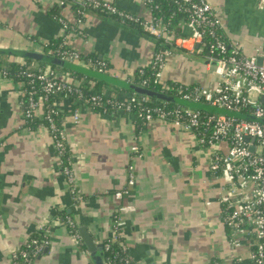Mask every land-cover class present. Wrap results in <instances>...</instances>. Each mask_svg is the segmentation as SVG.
<instances>
[{
    "label": "crops",
    "instance_id": "0c3cea01",
    "mask_svg": "<svg viewBox=\"0 0 264 264\" xmlns=\"http://www.w3.org/2000/svg\"><path fill=\"white\" fill-rule=\"evenodd\" d=\"M62 1L0 0V47L50 53L48 46L60 39L66 48L107 62L105 73L137 84V70L152 61L157 39L97 10L87 9L77 23L78 0ZM108 1L132 14L149 15L144 0ZM210 1L221 17L224 36L243 44L247 52L264 50L260 0ZM59 4L61 17L71 24L68 29L51 14ZM171 51L175 53L166 72V89L171 78L197 86L212 79L206 71L213 67L208 57ZM192 55H200L207 68ZM13 62L26 64L22 57L0 54V264H13L12 254L45 228L50 244L33 264H94L88 247L75 242L64 215L71 214L79 228L86 227L97 244L105 242L112 236L113 213L119 204L114 194L125 188L123 201L135 210L126 214L123 240L137 264H235L237 256L244 258L242 264H255L248 258L246 236L239 249L230 243L222 221L225 184L211 169L212 155L201 147L194 131L158 118L146 122L134 113L75 108L72 99L54 96L82 196L76 200L49 127L43 122L26 125L23 84L3 72ZM75 63L92 69L86 59ZM28 65L42 68L37 62ZM58 72L64 79L85 83L70 72ZM106 83L101 92L122 99L134 93ZM75 109L80 112L77 123ZM134 146H139V153L132 150ZM131 173L135 184L127 186Z\"/></svg>",
    "mask_w": 264,
    "mask_h": 264
},
{
    "label": "built area",
    "instance_id": "2783aa9c",
    "mask_svg": "<svg viewBox=\"0 0 264 264\" xmlns=\"http://www.w3.org/2000/svg\"><path fill=\"white\" fill-rule=\"evenodd\" d=\"M159 1L144 0L151 16L147 20L119 8L108 0H78L76 2L81 8V17L76 20L77 23L82 22L87 9L97 10L122 23L139 26L160 40L165 47L156 51L153 56L157 67L155 83L162 82L163 69L167 56L172 53L171 48L205 55L211 64L215 65L214 73L219 79L217 86H197L183 95L175 96L249 115L252 116L251 119L216 113L204 115L202 111L186 106L169 110L163 106H148L145 104L147 97L136 95L125 99L104 92L86 95L82 88L50 69L31 68L23 69L20 73L27 78L28 83L27 89H23L21 95L27 96L26 102L21 99L24 105V119L27 122L40 116L44 117L55 141L62 171L76 200H81L82 196L77 192L76 176L71 167L70 156L67 155L65 129L60 128L56 122V115L60 110L57 105L46 103L52 97L72 99V96H75L81 99L80 105L102 113H131L135 108H139L138 117L146 122L158 118L170 121L174 126L186 131H194L201 147L207 151L212 150L210 167L225 184L226 193L221 198L222 221L229 229L231 245L234 248L242 246L241 238L246 236L250 240L249 259L255 264H264V122L261 121L264 120V50L258 49L256 55L245 56L240 44L232 42L220 32L221 20L208 0H169L185 14V17L181 18L182 27L189 32L186 35L175 34L169 30L163 18L154 14ZM263 6L264 0H260V7ZM59 21L65 28L68 27L65 19L60 17ZM50 54L74 63H80L83 59L79 51L63 45L51 47ZM87 61L89 67L94 70L106 72L108 68L105 61H92L90 58ZM147 82L148 80L142 85L145 86ZM175 89L184 91L182 85L176 86ZM73 117L76 123L79 122V109H75ZM220 142L228 144L227 153L219 148L213 149ZM252 145L255 146L254 151L251 150ZM132 150L140 152L139 146H134ZM133 184L135 175L131 173L127 186ZM127 192L128 189L125 188L114 194L119 204L113 213L112 236L105 243V250L109 252L107 258H103L105 264H137L123 240V230L127 224L126 214L135 210L133 205L123 201ZM67 221L75 242L82 244L83 239L76 222L72 217H68ZM38 235L39 237H30L23 248L12 254L13 264H33L45 251L50 244L49 229H43ZM114 244H119V250H114ZM235 261L242 264L244 258L237 256Z\"/></svg>",
    "mask_w": 264,
    "mask_h": 264
},
{
    "label": "trees",
    "instance_id": "16d2710c",
    "mask_svg": "<svg viewBox=\"0 0 264 264\" xmlns=\"http://www.w3.org/2000/svg\"><path fill=\"white\" fill-rule=\"evenodd\" d=\"M64 1V0H63ZM60 6L61 4H59L58 8L56 9V11H51V14L56 17L58 20L59 18L61 17L60 15ZM80 6L77 4V2H75V5H74V13H75V16L76 18H80L81 17V14L79 13L80 11ZM154 14L158 17H161L163 18V20L165 21L167 27L169 28L170 31L174 32L175 34H188V30H186L185 28L182 27L181 25V18L185 17V14L183 12H180L177 8L176 5L173 4V2L169 1V0H160L158 2V8L155 9L154 11ZM68 22V21H67ZM63 25V23H61ZM71 26V24L68 22V27H66L67 29ZM222 34H223V31L221 30L220 31ZM224 35V34H223ZM63 41H61L60 39L59 40H56V41H53V43L50 44V46H48L49 48H47V51H49V49L52 47V48H56V46H60V45H63V43H61ZM61 43V44H60ZM65 47V46H64ZM165 46L162 45V42L160 40H157V49L156 51L160 50V49H163ZM83 56V55H82ZM92 59L93 60H96L95 58L93 57H90V56H83V59H86V60H89ZM25 60V63L26 64H21V63H11L9 64L4 70V74L8 77H11L12 79L16 80V81H19V82H22L23 84V89H27L28 87V83H27V78L23 77L20 75L21 71L23 69H26V68H31V69H44L46 66L49 67L50 70H52L55 74H58L59 70H63L64 72H70L74 77H79V78H84L85 79V83H80L79 81L77 83L71 81L73 84H75L76 86H79L80 88H82L85 92L86 95H91V94H97V93H102L100 88L102 86H104L105 84H107L106 82L104 81H100V80H97L95 78H92V77H89V76H86L82 73H79V72H74V71H70V70H66L64 68H61L53 63H46V62H42V61H38V60H33V59H24ZM31 62H37L39 65L42 66L41 67H38V68H34L28 64H30ZM156 71H157V67H156V64H155V61L152 59V61L150 62L149 65L145 66V67H141L140 69L137 70V75L136 77L134 78V82L139 84V85H142L143 82H145L146 80H148L147 84L145 85V87L151 89V90H154V91H157V92H165V93H170V94H173V95H183L186 91L188 90H193L195 87H197L196 84H193V85H182L180 83H173L171 82L170 83V88L169 89H166L163 85V82H158V83H155L154 82V77H155V74H156ZM94 82L95 85L93 86V88H91L90 84ZM179 85H182L183 88H184V91L183 92H179L175 89L176 86H179ZM174 87V89L172 90L171 88ZM22 89V90H23ZM132 95H136L138 97H147L148 98V101L145 103L146 105L148 106H163L165 107L166 109H175L177 107H180V106H184V105H179L177 104L176 102L174 101H170V102H166V101H163L159 98H157L156 96H149L147 94H137V93H132ZM39 96V94L37 95ZM22 100H24L25 102L27 101V96L24 97L22 96L21 98ZM72 100L74 102V107H78L82 102H81V99H78L76 98L75 96H72ZM47 104H51V105H55L54 101H53V97L51 99H49L47 102ZM204 103V102H202ZM206 104V103H205ZM207 105V104H206ZM200 111L203 112V114H213L212 111H209L207 108H196ZM99 111V110H98ZM60 113L56 115V122H57V125L62 128V121H61V118H60ZM131 113H134L137 115L138 117V114H139V108H135ZM139 118V117H138ZM40 122H43L44 124L47 125V122L45 121L44 117L43 118H35L34 120H31V121H27L26 122V125H28L29 127H35L37 126ZM48 126V125H47ZM68 155V154H67ZM69 156V155H68ZM65 217V221H67L68 217H72L71 214H65L64 215ZM77 226V229L79 230V227L78 225L76 224ZM69 229L71 228L69 225H68ZM34 237L35 236H38V234H34L33 235ZM105 242H102V256L103 258L105 257V259L107 258V254H109L108 251L105 250ZM82 245L86 246L84 241L82 240ZM25 246V245H24ZM23 246V247H24ZM22 247V248H23ZM113 248L114 250H119V244H114L113 245ZM44 252V251H43ZM217 263H220V262H217ZM215 264V263H214ZM237 264V263H235Z\"/></svg>",
    "mask_w": 264,
    "mask_h": 264
},
{
    "label": "water",
    "instance_id": "95a60500",
    "mask_svg": "<svg viewBox=\"0 0 264 264\" xmlns=\"http://www.w3.org/2000/svg\"><path fill=\"white\" fill-rule=\"evenodd\" d=\"M0 54H6V55H15L26 59H33L38 60L46 63H53L57 66H60L62 68H66L68 70H72L74 72L82 73L86 76L96 78L98 80H103L112 84H115L117 86L132 89L137 94H147L149 96H156L157 98L170 102L174 101L179 105H184L186 107L191 108H207L209 111H212L216 114L221 115H230V116H236V117H246L248 119H251L252 116L245 115L242 113L234 112L225 108H219L215 106L206 105L202 102H194L187 99H184L179 96H175L170 93L165 92H157L154 90H151L143 85L129 83L125 80H122L118 77L112 76L110 74H107L105 72H100L98 70L89 69L88 67L70 62L68 60L62 59L58 56L52 55L50 53H44L39 51H32V50H22V49H15V48H6V47H0ZM260 62L262 59L259 60ZM264 122V120H261ZM254 140V139H253ZM251 150H255V146H251ZM79 232L81 234V237L83 241L85 242L86 246L90 250L92 254V260L94 264H105L102 256V244H97L91 234L89 233L88 229L86 227H80Z\"/></svg>",
    "mask_w": 264,
    "mask_h": 264
},
{
    "label": "rangeland",
    "instance_id": "374dc122",
    "mask_svg": "<svg viewBox=\"0 0 264 264\" xmlns=\"http://www.w3.org/2000/svg\"><path fill=\"white\" fill-rule=\"evenodd\" d=\"M210 3H211V5L213 6V8L215 9L216 7L213 5V3L210 1V0H208ZM217 9V8H216ZM215 9V11H216V13H217V16H218V18L221 20V17H220V15H219V13L217 12V10ZM145 19H147V20H149L150 18H151V16H150V14L149 15H147V16H145L144 17ZM222 22V21H221ZM241 47H244L243 46V44H241L240 45ZM244 50H243V52H244V55L245 56H252V55H256L257 54V51L254 49L252 52H247L246 50H245V48H243ZM179 51L181 52H183V54H186L187 52L186 51H184V50H182V49H179ZM175 52H173V54H174ZM173 54H171V55H169V56H167V58H166V63H165V67H164V69H163V77H162V82H163V85L164 86H166V79H169V78H167V76H166V72H167V70L169 69V65H170V63H171V60H172V58H173ZM185 56H187V55H185ZM192 57L196 60V61H198L204 68L206 67L207 68V64L205 63V61L203 60V58H201V56L200 55H192ZM25 58H23V60H24ZM214 69H215V65H213V67L211 68V70L210 69H207L206 71L207 72H209L210 74H211V77H212V79L210 80V81H207V82H201V86H203V87H208V88H215L216 86H217V82H218V77H217V75L214 73ZM67 80H69L70 81V79L69 78H67ZM171 81L173 82V83H180V84H182V85H191V84H193V83H190V82H188V81H182V80H178V79H176V78H171ZM215 148H219V149H221L223 152H225V153H227L228 152V144L226 143V142H220V143H218L213 149H215ZM208 153V155L209 154H211L212 153V150L211 151H208L207 152ZM224 193H226V191L224 192ZM232 248V247H231ZM236 249H239V248H236ZM249 254H250V252H249ZM248 258H249V255H248ZM230 264V263H229ZM232 264V263H231Z\"/></svg>",
    "mask_w": 264,
    "mask_h": 264
}]
</instances>
